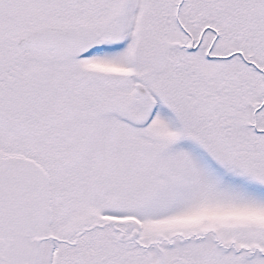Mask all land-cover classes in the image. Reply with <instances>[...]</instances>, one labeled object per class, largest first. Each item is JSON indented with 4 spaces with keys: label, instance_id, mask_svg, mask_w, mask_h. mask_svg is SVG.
Instances as JSON below:
<instances>
[{
    "label": "snow or ice",
    "instance_id": "6c2138e0",
    "mask_svg": "<svg viewBox=\"0 0 264 264\" xmlns=\"http://www.w3.org/2000/svg\"><path fill=\"white\" fill-rule=\"evenodd\" d=\"M0 264H264V0H0Z\"/></svg>",
    "mask_w": 264,
    "mask_h": 264
}]
</instances>
